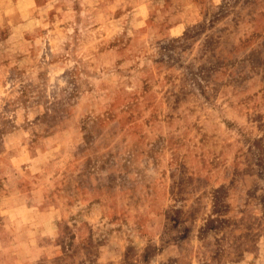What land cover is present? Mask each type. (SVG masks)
Listing matches in <instances>:
<instances>
[{
  "label": "rangeland",
  "instance_id": "rangeland-1",
  "mask_svg": "<svg viewBox=\"0 0 264 264\" xmlns=\"http://www.w3.org/2000/svg\"><path fill=\"white\" fill-rule=\"evenodd\" d=\"M0 264H264V0H0Z\"/></svg>",
  "mask_w": 264,
  "mask_h": 264
}]
</instances>
